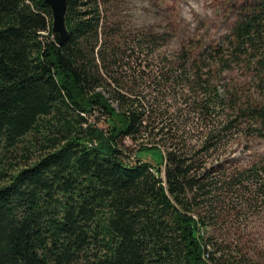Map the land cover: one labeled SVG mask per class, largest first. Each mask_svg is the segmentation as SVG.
Segmentation results:
<instances>
[{"label": "trees", "instance_id": "16d2710c", "mask_svg": "<svg viewBox=\"0 0 264 264\" xmlns=\"http://www.w3.org/2000/svg\"><path fill=\"white\" fill-rule=\"evenodd\" d=\"M100 1L68 0L58 46L43 0H0V264H254L216 242L206 220L226 195H264V159L213 174L202 166L211 131L190 144L167 109L121 90L116 111L100 82L116 54L101 40ZM235 12L222 48L255 66L259 91L230 121L245 117L264 138V0ZM214 95L191 109L209 115ZM125 138L162 152L164 166L123 162Z\"/></svg>", "mask_w": 264, "mask_h": 264}, {"label": "rangeland", "instance_id": "374dc122", "mask_svg": "<svg viewBox=\"0 0 264 264\" xmlns=\"http://www.w3.org/2000/svg\"><path fill=\"white\" fill-rule=\"evenodd\" d=\"M243 1H100L107 31L104 35L102 29L101 40L105 38L106 46L116 52L113 58H107V69L100 71L104 95L116 111L121 110L115 93L118 90L132 97L155 100L161 110H168L164 117L167 121L172 119V130L183 132L190 144L200 143L204 134L211 131L215 142L202 155V166L213 174L259 165L264 159V138L249 131L245 117H237L235 123L230 121L240 107L258 98L259 91L255 66L245 56H233L222 48L228 44L227 37L232 38L231 27L240 16L235 5ZM110 60L114 62L110 64ZM197 74L204 80H199L198 89H191ZM201 86L210 89V93ZM214 92L219 95L217 98ZM209 95H214L209 115L200 114L199 108L191 109ZM95 115L96 111L90 119ZM102 118L103 115L96 124L105 128ZM156 118L153 126L160 124L161 117ZM226 122L229 129H224ZM214 132H219L220 138L215 140ZM122 143L125 152L121 158L126 164L134 166L145 161L154 170L164 166L162 152L146 148L136 151L131 138ZM146 144L138 143L137 148ZM246 194L244 199L226 195L229 199L216 208L212 221L206 220V229L234 256L245 255L254 264H264V195ZM203 210L205 207L198 211Z\"/></svg>", "mask_w": 264, "mask_h": 264}, {"label": "water", "instance_id": "95a60500", "mask_svg": "<svg viewBox=\"0 0 264 264\" xmlns=\"http://www.w3.org/2000/svg\"><path fill=\"white\" fill-rule=\"evenodd\" d=\"M50 8L51 13V40L58 46L62 45L67 37L66 12L68 0H43Z\"/></svg>", "mask_w": 264, "mask_h": 264}]
</instances>
